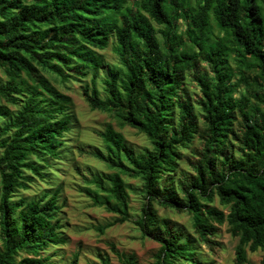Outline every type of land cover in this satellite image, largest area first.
Returning a JSON list of instances; mask_svg holds the SVG:
<instances>
[{
	"label": "trees",
	"instance_id": "trees-1",
	"mask_svg": "<svg viewBox=\"0 0 264 264\" xmlns=\"http://www.w3.org/2000/svg\"><path fill=\"white\" fill-rule=\"evenodd\" d=\"M110 45L120 66L100 89L98 52ZM0 67V101L18 106L0 105V264H45L67 241L59 189L15 199L49 184L73 132L71 99L46 75L92 74L90 109L150 140L136 154L112 125L100 134L105 153L94 156L111 172L93 180L107 196L92 197L118 217L99 231L130 221L128 177L142 182L134 223L160 244L155 264H217L212 238L225 223L236 264L264 251V0H0ZM156 206L189 214L196 237Z\"/></svg>",
	"mask_w": 264,
	"mask_h": 264
},
{
	"label": "rangeland",
	"instance_id": "rangeland-1",
	"mask_svg": "<svg viewBox=\"0 0 264 264\" xmlns=\"http://www.w3.org/2000/svg\"><path fill=\"white\" fill-rule=\"evenodd\" d=\"M158 28H160L158 26ZM216 34L219 31L216 30ZM103 58V66L97 72V85L102 88V78L105 71L111 66L118 68L119 63L110 45L107 49L98 52ZM52 84L71 99V114L73 132L67 138L64 154L60 161L54 163L50 169L49 184L35 180L27 190H20L15 199L21 197L38 199L45 189H59V205L61 210L57 218L62 226L63 236L67 240L60 246H52L44 251L42 257H49L45 264H70L74 253H80L79 264H124V257L134 256L136 264H155L160 244L144 236L140 228L134 223L140 214L145 202L142 192V182L139 179L124 177L129 193L130 221L116 224L104 232L99 227L113 222L117 214L107 210L105 206L94 204L92 195L97 192L107 196L99 190L93 180L110 173L105 163L97 159L94 154L105 153V146L100 136L108 125L120 132L126 141L127 147L134 153L143 152L151 148L150 140L143 134L129 126H120L115 118L106 112L91 110L83 94L85 86L91 84L92 74L86 78L72 79L65 84L55 81L54 76L46 75ZM8 81L4 70L0 67V85ZM243 90V89H242ZM0 105L10 110H17L18 106L0 101ZM5 121L0 120V124ZM214 206L222 209L218 199ZM161 218L168 219L175 227L196 237L192 228V219L187 213L156 206ZM217 253V264H236L235 248L238 239L231 236L228 226L218 225V232L212 238ZM203 258H209V248L200 245ZM1 248V242H0ZM264 251L248 253L245 264H262Z\"/></svg>",
	"mask_w": 264,
	"mask_h": 264
}]
</instances>
